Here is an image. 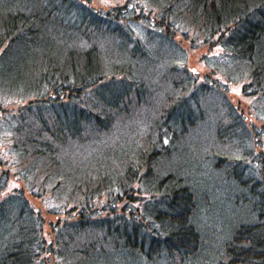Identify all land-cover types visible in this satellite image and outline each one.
Returning <instances> with one entry per match:
<instances>
[{"label":"trees","instance_id":"16d2710c","mask_svg":"<svg viewBox=\"0 0 264 264\" xmlns=\"http://www.w3.org/2000/svg\"><path fill=\"white\" fill-rule=\"evenodd\" d=\"M43 254L264 264V0H0V264Z\"/></svg>","mask_w":264,"mask_h":264},{"label":"rangeland","instance_id":"374dc122","mask_svg":"<svg viewBox=\"0 0 264 264\" xmlns=\"http://www.w3.org/2000/svg\"><path fill=\"white\" fill-rule=\"evenodd\" d=\"M94 1V3L98 4V5H108V4H115L116 2H120L123 0H92ZM180 37V36H179ZM187 47H189V43L186 42ZM190 49V54H189V61H188V66L189 68H191V70L193 71H197L202 75L207 74L209 72L208 69H206V67L202 64L201 60H200V56L202 54H205L206 52H209V49L207 46L205 45H200L198 47L192 48L189 47ZM219 77V76H218ZM217 77V78H218ZM242 85H244L243 82L240 83H229V97L231 98L232 101L235 102V104L240 108V110H242L245 113L246 119L248 122H251L252 120H254V115H253V111H251V103H252V96H249L247 94L244 93V91H242ZM14 184H18L14 183ZM34 203V202H33ZM35 204V203H34ZM36 207V205H35ZM44 218H46L47 220H49L50 218L47 215H44ZM44 235L47 238H51V234H50V229L48 228L47 225L44 226ZM43 261L44 259H46L47 264H55L56 261H54V258H51L48 256V254H43Z\"/></svg>","mask_w":264,"mask_h":264}]
</instances>
